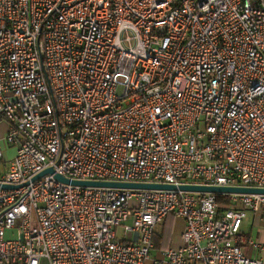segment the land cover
<instances>
[{
    "label": "built area",
    "instance_id": "obj_1",
    "mask_svg": "<svg viewBox=\"0 0 264 264\" xmlns=\"http://www.w3.org/2000/svg\"><path fill=\"white\" fill-rule=\"evenodd\" d=\"M0 118V264H264V194L178 188L264 189V0H0Z\"/></svg>",
    "mask_w": 264,
    "mask_h": 264
},
{
    "label": "water",
    "instance_id": "obj_2",
    "mask_svg": "<svg viewBox=\"0 0 264 264\" xmlns=\"http://www.w3.org/2000/svg\"><path fill=\"white\" fill-rule=\"evenodd\" d=\"M52 169H47L39 174L36 178H39L45 174H52ZM55 180L63 183H71L73 185L80 186H94V187H111L121 189H162V190H175L177 187L173 185L163 184H137V183H111V182H83V181H68L59 175L54 176ZM3 189H12L14 187L4 185ZM180 190L197 192V193H210L213 195L224 194H264V189L254 188H242V187H210V186H198V185H181L178 187Z\"/></svg>",
    "mask_w": 264,
    "mask_h": 264
},
{
    "label": "rangeland",
    "instance_id": "obj_3",
    "mask_svg": "<svg viewBox=\"0 0 264 264\" xmlns=\"http://www.w3.org/2000/svg\"><path fill=\"white\" fill-rule=\"evenodd\" d=\"M13 153L11 154V150H8L6 152V159H10ZM175 222L170 225L166 226L163 229L162 223L157 227L158 230L164 231L165 236H169L170 239L173 241V244H176V241H179V236L176 235V227ZM171 226V227H170ZM170 227V228H169ZM157 230V231H158ZM241 232L244 233V235H247L249 237H253L255 242L257 244H264V222L263 221H256L254 220L253 214L247 213L246 218L244 219L242 226H241ZM5 238H14L13 233H6ZM258 258L261 257V255L257 256ZM39 264H48L47 261L41 260Z\"/></svg>",
    "mask_w": 264,
    "mask_h": 264
},
{
    "label": "crops",
    "instance_id": "obj_4",
    "mask_svg": "<svg viewBox=\"0 0 264 264\" xmlns=\"http://www.w3.org/2000/svg\"><path fill=\"white\" fill-rule=\"evenodd\" d=\"M7 130H8V124L3 120V119H1L0 118V142H1V144H2V147L4 148V150H5V152H7L8 150H11V149H7L6 147H5V145H4V142H3V140H4V137H5V135H6V132H7ZM13 153V150H11V154ZM174 218V217H173ZM166 222H167V224L168 225H170V223L172 224L173 222H175L176 224H175V227H176V235H178L179 236V241L177 242L176 241V244L174 243L173 244V241L170 239V237L169 236H165L164 235V231H163V229L166 227V226H164L163 227V229L162 230H158L157 229V227L159 226H157L156 227V234H158V233H162V240H161V244H160V247L158 248V249H155L156 251H159V250H163V249H167V248H174V247H178L179 245H180V233L182 232V228H183V223H182V221L181 220H178V219H170V218H168L167 220H166ZM161 225V224H160ZM167 225V226H168ZM171 227V226H170ZM169 227V228H170ZM158 230V231H157ZM155 234V235H156ZM247 238H251V237H247ZM253 238V237H252ZM254 239V238H253ZM244 248V251L246 252V253H249L252 257H254V258H258L257 256L258 255H260L259 253H252L250 250H249V248L247 247V246H244L243 247Z\"/></svg>",
    "mask_w": 264,
    "mask_h": 264
},
{
    "label": "trees",
    "instance_id": "obj_5",
    "mask_svg": "<svg viewBox=\"0 0 264 264\" xmlns=\"http://www.w3.org/2000/svg\"><path fill=\"white\" fill-rule=\"evenodd\" d=\"M225 198H226V197H225L224 195H217V200H218V202L221 203V204H224V203L226 202ZM168 218H170V219H174L172 215H170V216H168L167 218H165L164 221L162 222V226H163V227L168 225L167 222H166V220H167ZM161 240H162V233H158V234H156L155 237H154L155 249H158V248L160 247V244H161L160 242H161Z\"/></svg>",
    "mask_w": 264,
    "mask_h": 264
}]
</instances>
